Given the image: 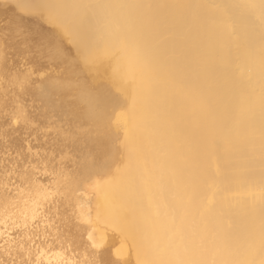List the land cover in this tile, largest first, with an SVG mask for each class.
Listing matches in <instances>:
<instances>
[{
	"label": "bare ground",
	"instance_id": "obj_1",
	"mask_svg": "<svg viewBox=\"0 0 264 264\" xmlns=\"http://www.w3.org/2000/svg\"><path fill=\"white\" fill-rule=\"evenodd\" d=\"M11 1L55 26L33 29L70 66L47 78L77 103L110 164L84 185L90 210L68 171L53 191L0 187V233L24 236L2 246L39 264H94L66 251L49 214L62 206L101 245L113 232L103 248L122 242L120 260L101 252L105 264H264V0ZM43 82L38 91L53 89Z\"/></svg>",
	"mask_w": 264,
	"mask_h": 264
},
{
	"label": "rangeland",
	"instance_id": "obj_2",
	"mask_svg": "<svg viewBox=\"0 0 264 264\" xmlns=\"http://www.w3.org/2000/svg\"><path fill=\"white\" fill-rule=\"evenodd\" d=\"M26 1L31 2V0ZM15 6H17L16 3L11 0H0V37L1 39L4 38L2 40L4 76L2 75L0 80V187L7 189L10 184H12L10 187L20 184L22 187L28 186L32 188L33 182L36 181V184L39 183L41 190L53 191L55 188L54 181L57 180V175L61 172L68 171L69 178L78 186V194L81 201L84 206L89 207L90 210L93 195L84 190V185L88 182V179L95 174L104 175V170H106L110 164V157L107 153H104L105 155L103 154L105 157L102 155L103 150L99 142L96 141V134L90 129V125L92 128V124L81 115L79 106H76L77 103L71 99L70 94L67 93L66 89H63L62 85L58 82L56 83V81L52 80V83L51 79H48L49 77H62L64 76L63 74L67 75V70L70 66L68 65V68L67 65L60 63L56 56L52 57L50 54L45 53V50L40 47V45L43 44L39 43L42 39L38 36V30L33 29H53L55 26L48 23L47 14L45 16L41 14H45V12H41V10H34V12L28 10L26 12ZM3 11H6L5 14H3ZM23 12H26V14ZM64 47L70 54H74L72 45L68 40L64 41ZM39 49L42 52H40ZM49 66L54 67V69L52 68L53 70H56V68H63L62 70L59 69V75L57 69L56 75L55 71L52 73L53 70H50L51 67ZM48 67L50 69H48ZM32 71L34 72L32 73ZM35 71L39 73H35ZM44 74L47 75L45 76ZM22 75L24 76L22 77ZM41 81H44V85H47L46 83H48L49 86L52 85L51 87L53 89L44 87L39 89V91H41L39 92L37 90L39 85L37 84ZM43 84L40 83V86H43ZM14 87L15 89H13ZM32 88H34V93L29 94L28 90H33ZM13 96L16 97V99L13 98ZM74 106L76 107L74 108ZM93 134H95V136H93ZM96 143H98V146H96ZM97 149L98 152L100 150L102 152L100 153L101 158L98 157L100 155L96 153ZM106 158H108V161ZM104 164H106V166H104ZM6 182L8 184H5ZM53 195L57 196L58 192H53ZM59 204L60 203H58V205ZM51 209L49 210L50 216L61 221L62 228L65 231L64 234H66L65 238L69 237V243L65 245L69 255L76 256L77 254H82L90 261H93L94 264H105V262L100 259L99 255L101 252H104L105 248H108L109 252L107 251L106 253L114 257L113 259H122L117 257V255L115 256L116 253L112 249L113 247L114 250L118 249L122 245L119 239L112 246L108 247L106 244L107 246L105 245V248H103V245L107 243L111 237L113 238V232H108L109 237L106 239L107 242L101 245L92 227L90 230L92 232L91 234L90 231L84 228L81 222L76 220L69 212L67 213L62 206H60L59 209ZM64 212L65 214H63ZM69 215L72 216V218L66 217ZM63 217L68 220L64 221L65 219ZM9 234L11 237L13 235L16 239L18 238L17 241L24 237L21 235V231L18 230V228L13 230L3 229L1 231L0 264H39V262L36 261H31V263L28 258L20 257V254H16L15 252L13 254L8 247L4 248L2 246L4 243L6 244L4 239ZM49 239L52 240L54 237L51 235Z\"/></svg>",
	"mask_w": 264,
	"mask_h": 264
}]
</instances>
